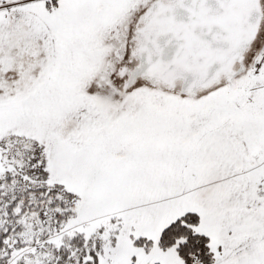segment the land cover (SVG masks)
<instances>
[{"label":"snow or ice","instance_id":"1","mask_svg":"<svg viewBox=\"0 0 264 264\" xmlns=\"http://www.w3.org/2000/svg\"><path fill=\"white\" fill-rule=\"evenodd\" d=\"M0 264H264V0H0Z\"/></svg>","mask_w":264,"mask_h":264}]
</instances>
